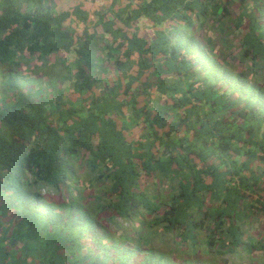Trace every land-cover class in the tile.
I'll list each match as a JSON object with an SVG mask.
<instances>
[{
	"label": "trees",
	"instance_id": "1",
	"mask_svg": "<svg viewBox=\"0 0 264 264\" xmlns=\"http://www.w3.org/2000/svg\"><path fill=\"white\" fill-rule=\"evenodd\" d=\"M70 1L0 0V264H252L264 0Z\"/></svg>",
	"mask_w": 264,
	"mask_h": 264
},
{
	"label": "rangeland",
	"instance_id": "2",
	"mask_svg": "<svg viewBox=\"0 0 264 264\" xmlns=\"http://www.w3.org/2000/svg\"><path fill=\"white\" fill-rule=\"evenodd\" d=\"M71 3V1L70 0H60V6L62 5V6H64V7H67L69 4ZM214 30V33H212L211 34V36H213L214 38L213 39H215V41L216 42H218V43H220L221 41H220V31L219 30H215V29H213ZM208 41H210V40H208ZM210 43V42H209ZM212 43H214V42H212ZM215 44V43H214ZM57 67L59 68V66L57 65ZM57 67H54L55 68V70L57 69ZM36 68V67H35ZM35 70H37L38 72L39 71H44V69H42V68H36ZM57 71H58V69H57ZM33 86V85H32ZM31 85H30V87H32ZM148 217V219L150 218V216H147ZM263 218H260V220H258L259 222H263ZM100 221H101V223H103L106 227H108L109 228V230L111 231V232H119V229L120 228H122L123 226L122 225H124V226H128V231H132V228H133V226H136V223L134 224V223H132V222H121V221H119L118 223L117 222H115V221H111V219H110V216H109V218L107 217V216H102L101 218H100ZM134 230V229H133ZM250 233L252 234V235H254V236H256L258 239H259V241H262V244H264V226L263 225H261V228L259 227V226H257L256 224H254V223H252L251 225H250ZM163 241H164V239L163 238H161ZM165 242V241H164ZM165 243H167L168 244V242H165ZM174 244H176V242H173L172 243V245L171 244H169V245H171V247H174ZM154 245L156 246V247H158V248H163L164 249V247L163 246H165V244L164 243H162V241L159 239V238H157V239H155V241H154ZM246 254V253H245ZM252 257V261H251V263L252 264H258V263H260L261 262V260L263 261V259H264V252L263 251H253L251 254H250V258ZM177 258L178 259H182V256L181 255H179L178 254V256H177ZM192 258H196V255H193L192 256ZM229 258V257H228ZM225 259H227V257H225ZM246 260V259H245Z\"/></svg>",
	"mask_w": 264,
	"mask_h": 264
}]
</instances>
